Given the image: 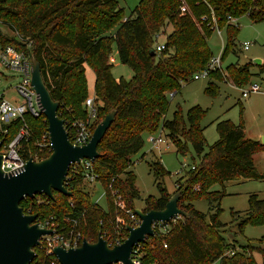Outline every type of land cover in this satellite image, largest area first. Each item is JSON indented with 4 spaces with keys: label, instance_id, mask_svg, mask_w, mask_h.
<instances>
[{
    "label": "trees",
    "instance_id": "16d2710c",
    "mask_svg": "<svg viewBox=\"0 0 264 264\" xmlns=\"http://www.w3.org/2000/svg\"><path fill=\"white\" fill-rule=\"evenodd\" d=\"M43 1L0 0V19L23 38V41L12 38L8 43L6 40L1 43L14 45L40 62L45 84L52 98L60 102L59 115L66 121L70 137L73 122L89 119L84 105L89 95L86 67L95 73L96 99L102 105L98 118L103 120L112 110L117 111V116L100 143V157L93 164L107 207L90 201L82 188L84 172L80 166L77 173L70 169L66 182L72 196L54 191L53 199L45 195L27 198L20 204L24 212L37 214V221L52 215L56 220L66 219L65 224L64 220L60 222L91 243L102 235L114 245L120 234L124 235L120 237L121 243L124 242L129 233L117 219L120 217L124 223H130L127 211H134L135 202L140 199L131 157L144 149L146 134H156L162 128L178 154L185 156L192 147L196 155L193 158L195 169H190L186 182H178L177 186L181 194L179 208L187 217L178 219L168 233L150 237L141 244L140 264H213L216 261L255 264L253 256L247 254L249 246L229 255L233 244L222 234L220 209L208 221L193 203L206 199L219 206L226 195V183L260 179L254 155L263 152L264 145L246 137L243 123L235 125L221 120L217 123L218 141L206 149L205 130L200 124L204 114L201 108L196 106L189 110L188 125L180 110L172 120L167 119V114L170 94L175 96L182 84L204 70L213 58L208 41L214 30L201 24L202 17L212 20L214 15L219 28L226 33L223 62L235 47L240 31L239 25L232 24L230 19L238 21L248 16L253 22L263 21L264 0H141L125 21H122L124 10L118 7V0H57L46 12L40 13L38 7ZM29 6L34 11L28 10ZM183 6L189 13L182 14ZM169 28L172 30L167 35ZM157 35H166V49L152 55ZM114 47L120 63L134 72L129 80H116L112 75L110 59ZM259 68L264 73V62ZM227 70L238 86L250 83V65L231 64ZM218 74L216 70L211 76ZM205 92L216 96L219 87L210 82ZM98 124L95 123L94 128ZM24 125L31 137L23 141L21 152L29 158L30 153L39 150L37 142L48 132V123L44 115L27 114L24 120L6 126L5 141L13 140ZM51 153H41L40 161ZM151 169L159 178L167 175L160 161ZM216 185L222 190H214ZM171 196L161 188L160 198L145 199V210H163ZM37 199L44 202L37 203ZM120 202L124 203V209L119 207ZM247 225H264V199L257 194L249 197V210L239 223L241 233ZM52 260L37 248L35 264H53Z\"/></svg>",
    "mask_w": 264,
    "mask_h": 264
},
{
    "label": "rangeland",
    "instance_id": "374dc122",
    "mask_svg": "<svg viewBox=\"0 0 264 264\" xmlns=\"http://www.w3.org/2000/svg\"><path fill=\"white\" fill-rule=\"evenodd\" d=\"M56 1L44 0L42 5L38 7V11L40 13L46 12ZM140 1L118 0V7L124 10L122 21L127 20L132 15ZM28 10L34 11L32 6H29ZM236 23H238L240 31L235 40V47L225 56L222 70H219V76L213 75L208 79L201 80L190 79L188 82L182 84L181 90L173 98L170 97V109L167 114L168 120H172L175 112L180 110L185 123L188 125L187 115L190 109L197 106L204 111L200 124L205 130L206 149L218 141L217 123L221 120H228L235 125L243 123L245 135L249 139L262 142L264 137V73L260 72L259 64L257 63L258 60L264 62V20L253 22L250 17L244 16L236 21ZM219 29L221 31H214L208 41L213 59H217L222 55L227 43L225 31L221 28ZM115 30L116 28L113 32ZM171 30L172 28L168 29L167 35ZM12 38L23 41V38L12 26L5 24L4 20L0 19V41H11ZM165 39L166 35L161 36L157 41L164 42ZM245 43L250 44L248 50L244 48ZM110 63L113 65L112 75L115 79L124 78L129 80L133 77L134 72L132 69L120 63L116 47L113 49ZM231 64H238L239 66L250 65L252 73L250 83L238 86L227 70V67ZM86 78L89 93L86 99L93 98L95 106L99 110L102 105L96 99L95 73L90 67H86ZM20 82L21 79L17 77L8 84L7 96L9 99H17L20 102L24 101L14 91ZM210 82L214 86L219 87V93L216 96H211L205 92ZM253 84H258L261 87V92L251 94L249 98H244L243 93L249 90ZM86 111L89 116L87 109ZM101 121V118H98L96 123H100ZM73 123L71 126H73ZM161 133L162 128L156 134H146L144 136V149L131 157L132 170L136 175V187L140 193V199L135 202L136 209H145V199L149 197L160 198L161 188L166 189L171 195L177 193L178 182H182L183 184L186 182V173L194 164L193 158L196 155L192 147L189 148L187 155H180L177 153L173 142L166 136V131L163 134ZM160 135H163L164 142L159 145H154L150 142L149 139L151 137L158 138ZM37 143L38 146H44L41 152L36 151L39 155L41 153L49 154L52 152L49 147V136L47 138L43 136L42 140ZM157 161L162 163L167 172V175L163 178L157 177L151 169V166ZM195 162H199L198 158H196ZM255 167L261 178L257 180L240 179L226 183V195L219 206L215 203L210 204L206 199L194 201L193 205L198 212L206 215L208 221L220 209L219 216L223 224L222 234L228 243L233 244L229 253L230 256H233L231 252H234V254L235 252H242L244 246H249L247 254L253 256L255 264H263L264 225H247L242 233L239 230V223L249 210L250 195L257 194L261 200L264 199V151L255 157ZM82 188L89 195L91 202L99 204L102 208L107 207L104 190L100 181L90 183L84 180ZM214 190H222V187L216 185ZM36 201L37 203L44 202L41 199H37ZM118 205L121 209L125 206L123 202H120ZM52 218L54 219L53 215L48 220H52ZM56 219L57 217L53 220V227L66 233L73 231L64 225L66 219ZM62 220H64V224L60 222ZM117 221L118 223H122L121 221L123 220L119 217ZM35 252L37 253V249H35ZM33 263L35 264V260ZM213 264H220V262L216 261Z\"/></svg>",
    "mask_w": 264,
    "mask_h": 264
},
{
    "label": "water",
    "instance_id": "95a60500",
    "mask_svg": "<svg viewBox=\"0 0 264 264\" xmlns=\"http://www.w3.org/2000/svg\"><path fill=\"white\" fill-rule=\"evenodd\" d=\"M257 63L261 65L262 61ZM31 64V85L48 123L52 153L41 161L30 158L17 174L3 171V156L0 154V264H32L36 259L35 249L41 246V239L53 235L54 231L41 228L36 222L38 215L26 214L21 202L37 195L53 199L54 191L72 196L66 187L71 166L85 159L95 163L100 157L98 147L117 116L116 110L110 111L96 126L87 144L74 145L69 138L66 121L59 115L60 102L52 98L43 79L41 64L34 55H31ZM261 143L264 145V137ZM2 145L0 142V150ZM180 199L181 194L177 192L163 210L135 209L141 223L138 227L127 225L129 235L121 244L110 246L100 235L97 242L84 239L77 248L57 246L53 254L59 264H136L132 259L134 248L156 236L155 224H167L177 217H187L179 208Z\"/></svg>",
    "mask_w": 264,
    "mask_h": 264
},
{
    "label": "built area",
    "instance_id": "2783aa9c",
    "mask_svg": "<svg viewBox=\"0 0 264 264\" xmlns=\"http://www.w3.org/2000/svg\"><path fill=\"white\" fill-rule=\"evenodd\" d=\"M182 14L189 13V9L186 6L182 7ZM230 22L236 26L235 19H230ZM201 24H206L214 31H221L218 26L217 19L214 15H212V20L208 17H202ZM161 35H157L156 39H160ZM250 44L245 43V50L249 49ZM166 49L165 43L158 41L155 47V53L160 54L162 51ZM223 54V53H222ZM222 55L217 59H211L208 63L207 67L196 73L193 77L194 80H201L205 78H210L211 73L216 70H222ZM20 78L21 82L15 88V92L17 96L21 97L24 101L20 102L17 99H9L7 86L13 81L15 78ZM32 81V64H31V56L27 55L24 51H21L14 45H3L0 41V137L3 136L4 139L0 140L3 142V145L0 150V154L3 156V165L2 169L5 173L17 174L24 169L26 162L33 158L34 161H40L38 152L33 154L30 153V157H26L22 151V143L23 141H29L31 134L28 127L25 125L23 129L17 134V136L11 140L10 142L5 141V136L8 134V130L6 126L12 124L17 120H24V117L27 114H32L35 117H39L42 114L40 105L38 103V97L31 85ZM261 92V87L258 84H253L250 86L249 90L243 93V97L247 98L251 94H257ZM170 97L173 98L174 94H170ZM85 108L89 112V119L85 121H75L73 126H71V137L69 136L71 142L76 146H83L87 144L93 135L95 130L94 125L98 119V109L95 106V100L93 98H89L85 102ZM164 133V129H162V133ZM45 138L49 136V133L46 132L44 135ZM150 142L154 145H159L164 142L163 135H160L158 138L151 137ZM49 147L51 149L50 137H49ZM44 146H39L38 151H42ZM52 151V150H51ZM83 168L84 180L90 183L97 182L99 176L94 172L93 163L90 160H83L80 164H73L71 168L75 173L78 172L79 167ZM70 168V169H71ZM191 169H195V167H191ZM125 206L123 207V209ZM127 214L130 216V223H124L121 221V227L125 225L127 229V225H131L132 227H138L141 223L139 217L134 213V211H127ZM182 217H177L173 219L171 222L157 223L154 225V229L157 235H163L168 233L172 228L173 224H176L178 219ZM52 220H43L36 221L40 224L41 228L50 229L54 231L53 235L43 237L41 239V246L39 247L46 256L53 258V264H56L58 260L53 254V250L57 246H62L66 249L77 248L81 246L83 240L81 234H76L73 231L68 233L64 231H59L58 228L53 227ZM124 236L120 234V237ZM118 237L114 245L121 244V238ZM110 246H114L109 243ZM167 247V246H165ZM141 252V245L134 248V252L132 255V259L136 264H140L139 259ZM230 253V252H229ZM234 255V252H231ZM230 255V254H229ZM59 263V262H58Z\"/></svg>",
    "mask_w": 264,
    "mask_h": 264
},
{
    "label": "crops",
    "instance_id": "0c3cea01",
    "mask_svg": "<svg viewBox=\"0 0 264 264\" xmlns=\"http://www.w3.org/2000/svg\"><path fill=\"white\" fill-rule=\"evenodd\" d=\"M116 80H119V79H116ZM248 98H249V97H248ZM260 153H261V152H260ZM257 155H259V153H257V154L254 155V163H255V157H256Z\"/></svg>",
    "mask_w": 264,
    "mask_h": 264
}]
</instances>
